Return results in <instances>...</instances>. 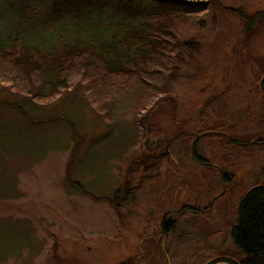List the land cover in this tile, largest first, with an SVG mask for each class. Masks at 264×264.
I'll list each match as a JSON object with an SVG mask.
<instances>
[{"label":"rangeland","instance_id":"1","mask_svg":"<svg viewBox=\"0 0 264 264\" xmlns=\"http://www.w3.org/2000/svg\"><path fill=\"white\" fill-rule=\"evenodd\" d=\"M13 1L26 9L9 44L47 52L86 31L104 37L102 12L59 15L60 0ZM215 1L178 24V39L198 47L176 74L113 77L104 88L97 79L89 96L73 73L60 96L34 97L54 77L46 68L26 74L0 46V264H203L236 256L229 232L237 205L264 183V23L249 30L228 10L253 16L264 0ZM4 26L0 45L12 24ZM135 101L145 108L137 117ZM205 131L220 135L201 138ZM164 223L173 229L162 238Z\"/></svg>","mask_w":264,"mask_h":264},{"label":"trees","instance_id":"2","mask_svg":"<svg viewBox=\"0 0 264 264\" xmlns=\"http://www.w3.org/2000/svg\"><path fill=\"white\" fill-rule=\"evenodd\" d=\"M3 1H0V29L5 27L8 20L12 26L4 31L6 33L3 36L7 42H3L0 46L4 49L9 48L8 56L13 61L16 60L17 64H22L21 67H25L22 70L26 71V74L34 76L46 68V71L54 77L51 84L40 90L41 94L38 92L39 95L34 96L42 99L60 96L62 91L67 89L66 81L73 73L81 81L87 82L85 92L88 96L94 93L93 82L97 79L104 88L109 79L125 75L128 79L137 77L141 73L157 77L159 80L165 79L167 73L172 77L171 75L177 73L178 67L196 54L198 47L196 44L178 39L176 33L179 29L178 24L184 25L189 17L207 12L212 6L218 5L215 0H145L151 4L152 9L143 12L133 0H60L53 7V11L59 15L79 16L85 13V10L90 11L92 15L104 13V37L101 36L102 33L90 34L86 31L79 35L81 40L68 42L62 50L51 49L41 52L39 45L33 46L30 42L21 45L9 44L20 31L19 22L25 17L26 6L18 2L16 5L13 0L7 3ZM228 12L242 19L249 30L264 23V12L249 17L242 15L239 9H230ZM107 14L112 15V18L107 17ZM142 16H146L147 19L139 22L138 18ZM71 31L74 32L72 27L67 33ZM49 37L53 41L58 36ZM17 54H21L22 57L16 58ZM0 55L5 56L6 53L0 51ZM75 63L78 64V69L75 68ZM90 66L93 68H89ZM260 87L264 91V81ZM43 93L46 95L43 96ZM141 100L140 98V102H143ZM135 102L133 114L137 117L145 108L138 104L139 101ZM12 107L14 110L20 109L16 105ZM202 134L201 138L220 135L219 132L208 131ZM231 143H236V140H232ZM262 143L264 142H260ZM193 148V160L198 165L206 166L207 161L197 155ZM225 182L229 185L231 181L225 178ZM72 187L90 196L81 190L79 184H73ZM127 199L128 192H125L121 202ZM171 225L162 224V238L173 229ZM229 236L236 256L231 253L218 255L232 257L240 264H264V183L257 184L244 193L237 205L236 222Z\"/></svg>","mask_w":264,"mask_h":264},{"label":"water","instance_id":"3","mask_svg":"<svg viewBox=\"0 0 264 264\" xmlns=\"http://www.w3.org/2000/svg\"><path fill=\"white\" fill-rule=\"evenodd\" d=\"M263 81L264 80L261 81V85ZM203 264H240V263L229 256H217V257L209 259Z\"/></svg>","mask_w":264,"mask_h":264}]
</instances>
